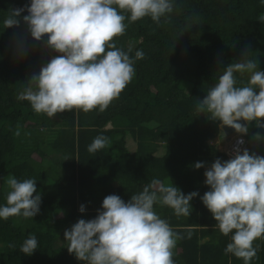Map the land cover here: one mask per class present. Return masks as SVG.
I'll return each instance as SVG.
<instances>
[{
  "label": "trees",
  "instance_id": "trees-1",
  "mask_svg": "<svg viewBox=\"0 0 264 264\" xmlns=\"http://www.w3.org/2000/svg\"><path fill=\"white\" fill-rule=\"evenodd\" d=\"M30 2L0 0V206L6 204L10 175L20 181L36 179L42 202L32 219H0V264H84L68 252L64 230L79 219L95 218L106 196L116 194L127 202L153 179L173 184L185 195L199 193L190 202L188 218H178L167 206H154L185 237L174 250L175 264H243L225 255L231 234L224 236L215 229L217 222L200 199L210 190L204 182L205 168L217 158L228 159L211 143L220 122L198 113L196 107L223 68L240 60L249 45L264 71V23L258 20L264 3L175 0L178 7L170 23L162 20L157 25L148 17L134 23L126 20V33L115 43L134 59L131 83L103 113L73 110L49 118L35 113L17 95L33 73L59 54L47 47L46 36L35 41L23 22L19 27L4 26L10 9ZM137 50L144 52V59L135 60ZM236 75L238 83L247 82L248 74ZM256 133L264 136V128L253 123L244 135L246 148L264 156V140H256ZM100 135L109 139V145L89 153L88 146ZM127 135L135 144L133 152L126 148ZM159 149L163 154L156 156ZM196 162L205 167L195 169ZM81 204L86 206L84 213L79 211ZM30 233L39 246L28 256L20 246ZM255 245L257 258L251 264H264V240Z\"/></svg>",
  "mask_w": 264,
  "mask_h": 264
},
{
  "label": "clouds",
  "instance_id": "clouds-1",
  "mask_svg": "<svg viewBox=\"0 0 264 264\" xmlns=\"http://www.w3.org/2000/svg\"><path fill=\"white\" fill-rule=\"evenodd\" d=\"M177 7L175 0H31L30 5L10 9L5 28L19 27L23 22L35 41L46 36L47 47L59 54L27 79L17 99L29 102L35 113L49 118L73 110L103 113L136 72L134 59L115 43L126 33L125 21L134 23L148 17L157 25L162 20L170 23ZM25 11L27 15L21 17ZM258 20L264 23V15ZM249 49L250 45L240 60L223 68L218 82L196 107L198 113H208L209 119L242 136L253 123L264 128V71L259 70L260 60L252 58ZM144 57L142 50L135 52V60ZM236 74L241 78L248 74L247 82L241 79L238 83ZM15 135H20L19 129ZM254 138L264 140L259 133ZM109 143L100 135L87 150L94 154ZM243 144L239 139L232 158L223 162L217 158L206 169L205 184L210 190L200 199L217 222L215 229L224 236L231 234L225 255L251 264L259 247L254 246L255 241L264 240V156L247 148L241 150L239 145ZM203 167L204 162L194 164L195 169ZM6 183L10 191L6 204L0 206V219H32L39 214L42 196L36 179L20 181L10 175ZM198 195L195 191L185 195L159 179H153L127 202L110 194L95 218L79 219L64 230L68 252L84 264H175L174 250L185 237L162 219L154 206H167L178 218H188L190 202ZM79 211L84 213L86 206L81 204ZM191 235L188 231L187 238ZM38 246L36 235L30 233L20 252L31 256Z\"/></svg>",
  "mask_w": 264,
  "mask_h": 264
},
{
  "label": "rangeland",
  "instance_id": "rangeland-1",
  "mask_svg": "<svg viewBox=\"0 0 264 264\" xmlns=\"http://www.w3.org/2000/svg\"><path fill=\"white\" fill-rule=\"evenodd\" d=\"M61 115H62V113H57L54 117H56V118H60ZM236 134H238V133H236ZM236 134H234V135H236ZM234 135H232V136H226V135H224L223 132H222L221 125H220V123H219V125H218V133H217V135L213 138V140L211 141V143L214 144V145H216L217 148H218L220 151H223V149H222V148L224 147L223 145L226 144L227 142H229V141L231 140V138L234 137ZM125 140H126V141H125V142H126V148L128 149V151L133 152V151L135 150V144H134V142L132 141L131 137H130L129 135H127V137H126ZM218 144H219V145H218ZM221 146H222V147H221ZM161 154H162V150L159 149L155 155H156V156H160ZM52 158H53L54 160H56V159H57V156H52ZM48 163H49V162H48ZM207 168H209V167H207ZM207 168H205V171H206ZM205 179H206V177H205V175H204V182H205Z\"/></svg>",
  "mask_w": 264,
  "mask_h": 264
},
{
  "label": "built area",
  "instance_id": "built-area-1",
  "mask_svg": "<svg viewBox=\"0 0 264 264\" xmlns=\"http://www.w3.org/2000/svg\"><path fill=\"white\" fill-rule=\"evenodd\" d=\"M241 138L244 140V144L239 145V147L241 148V150L246 148L245 136H242L241 134L234 135V137L231 138V140L227 143L226 147L223 150V153L226 155L227 159L232 158V156L234 155V149L238 146L237 141Z\"/></svg>",
  "mask_w": 264,
  "mask_h": 264
},
{
  "label": "water",
  "instance_id": "water-1",
  "mask_svg": "<svg viewBox=\"0 0 264 264\" xmlns=\"http://www.w3.org/2000/svg\"><path fill=\"white\" fill-rule=\"evenodd\" d=\"M240 123H247L245 121H240ZM222 128V132L224 135L226 136H232L234 134H236V131L230 127H227V126H223L221 127Z\"/></svg>",
  "mask_w": 264,
  "mask_h": 264
},
{
  "label": "crops",
  "instance_id": "crops-1",
  "mask_svg": "<svg viewBox=\"0 0 264 264\" xmlns=\"http://www.w3.org/2000/svg\"><path fill=\"white\" fill-rule=\"evenodd\" d=\"M227 143H228V142H227ZM227 143L223 145V146H224V147L222 148L223 150H224V148L226 147ZM218 145H219V144H218ZM221 147H222V146H221ZM221 152H223V151H221ZM162 154H163V153H162ZM162 154H161V155H162ZM209 167H210V166H209ZM206 168H207V167H206ZM203 240L205 241V240H206V238H205V239H203Z\"/></svg>",
  "mask_w": 264,
  "mask_h": 264
}]
</instances>
